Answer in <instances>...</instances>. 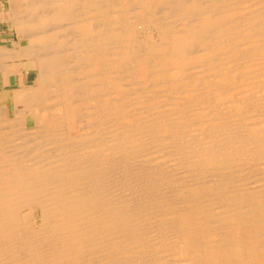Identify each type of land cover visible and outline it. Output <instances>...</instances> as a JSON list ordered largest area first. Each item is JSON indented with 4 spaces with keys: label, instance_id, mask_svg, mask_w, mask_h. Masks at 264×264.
<instances>
[{
    "label": "bare ground",
    "instance_id": "obj_1",
    "mask_svg": "<svg viewBox=\"0 0 264 264\" xmlns=\"http://www.w3.org/2000/svg\"><path fill=\"white\" fill-rule=\"evenodd\" d=\"M21 2L0 264H264V0Z\"/></svg>",
    "mask_w": 264,
    "mask_h": 264
},
{
    "label": "rangeland",
    "instance_id": "obj_2",
    "mask_svg": "<svg viewBox=\"0 0 264 264\" xmlns=\"http://www.w3.org/2000/svg\"><path fill=\"white\" fill-rule=\"evenodd\" d=\"M21 6H22L21 0H10V3H8V0H0V39L3 38L0 41L1 45H7L9 42H11L12 38L13 40L18 39V35L12 30V28H10L9 26L10 23L5 19V14L8 7L16 9V8H20ZM25 43H26V39H22L21 44L25 45ZM35 76H36V71L33 69H30L29 71H25L24 69H22L16 72L8 73L7 81L9 86L8 88H6V90L9 91V89L17 87L16 82L24 83L25 81V84L27 85L31 83L36 84L34 81ZM1 103H6L8 105L9 110L13 108V103L9 101V98H5ZM30 115L31 114H29V120H28L29 125L32 124Z\"/></svg>",
    "mask_w": 264,
    "mask_h": 264
}]
</instances>
